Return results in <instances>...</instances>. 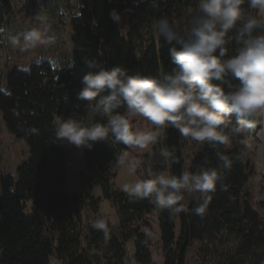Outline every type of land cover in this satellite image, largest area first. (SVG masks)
Wrapping results in <instances>:
<instances>
[{
    "label": "trees",
    "instance_id": "obj_1",
    "mask_svg": "<svg viewBox=\"0 0 264 264\" xmlns=\"http://www.w3.org/2000/svg\"><path fill=\"white\" fill-rule=\"evenodd\" d=\"M77 1L80 14L78 8L70 21L71 53L66 64L56 68L44 61L28 70L13 69L6 75L5 91L10 95L0 93L5 128L23 140L29 151L16 178L10 174L0 177V264H50L52 259L60 264H124L126 243L132 239L134 264H152L150 241L134 229L149 215L157 218L164 264H186L193 244L210 254L215 251L213 264H262L264 218L247 200L253 171L244 163V144L236 142L238 136L230 132L233 147L227 149L185 140L170 127L163 129L145 168L177 177L185 171L196 174L201 169H217L224 178L203 218L193 213L199 200L192 196L185 195L180 205L183 212L170 215L168 210H156L148 200L131 199L119 190L115 168L127 148L113 138L93 144L91 151L84 149L80 177L90 190L101 192L118 218L117 226L106 221L110 232L107 243L101 232L90 227L89 222L96 218L83 217L81 212L88 201L89 209L97 214L99 199L66 192L63 142L54 139L57 121L86 117L88 105L76 99L80 81L89 71L84 61L105 70L122 67L129 75L171 73L175 66L168 57L169 46L156 35L153 24L166 18L186 28L198 0H153L155 6L149 0ZM113 10L119 23L110 19ZM243 10L249 13L247 2ZM11 14V1L0 0V26L8 29ZM226 51L227 59L234 54L235 45H228ZM96 122L105 121L97 117ZM254 131L246 135L253 137ZM193 143L195 152L189 163L185 152ZM161 151L172 153L175 162L163 159ZM219 155L231 160L230 172H223ZM224 237L227 240L218 244Z\"/></svg>",
    "mask_w": 264,
    "mask_h": 264
},
{
    "label": "clouds",
    "instance_id": "obj_2",
    "mask_svg": "<svg viewBox=\"0 0 264 264\" xmlns=\"http://www.w3.org/2000/svg\"><path fill=\"white\" fill-rule=\"evenodd\" d=\"M245 2L249 13L243 10ZM33 19L35 26L16 33L0 26V44L22 54L54 46L56 37L45 7ZM110 19L120 22L115 10ZM153 29L169 46L172 72L129 75L122 67L105 70L84 61L89 71L80 81L76 99L88 105L86 117L56 124L55 141L91 151L93 144L106 143L111 137L125 148L145 152L156 144L159 130L170 127L185 140L227 147L229 132L241 136L264 128V0H198L186 28L162 18ZM232 44L234 54L226 59V48ZM0 93L8 94L3 88ZM97 117L105 122H96ZM135 118L150 128L135 129ZM160 155L175 162L170 152ZM218 159L223 172H230L231 160L224 155ZM126 170L135 174V162H129ZM223 178L217 169H201L196 174L185 171L177 177L148 168L144 178L125 185L123 192L134 200H148L156 210H168L170 215L184 211L180 205L185 195L198 196L193 213L203 218ZM89 223L107 243V222L99 218Z\"/></svg>",
    "mask_w": 264,
    "mask_h": 264
},
{
    "label": "rangeland",
    "instance_id": "obj_3",
    "mask_svg": "<svg viewBox=\"0 0 264 264\" xmlns=\"http://www.w3.org/2000/svg\"><path fill=\"white\" fill-rule=\"evenodd\" d=\"M12 4V14L8 19V30L13 33L27 30L36 25L33 17L37 14L39 8L45 7L49 17L51 33L56 37L54 46L37 49L32 53H19L0 44V88L6 87V75L13 69L28 70L32 64H39L47 61L52 66L60 68L66 64L71 53V27L70 21L72 15L77 13L80 6L77 0H10ZM61 9L63 11H61ZM126 22L128 16L126 17ZM125 22V23H126ZM59 123V121H57ZM135 129H147L150 126L146 121L139 118L132 120ZM262 127H257L253 137L244 134L238 136L236 142L244 144L246 151L243 154L244 163L252 169L253 177L248 186V204L260 217L264 218V170L261 168L260 150L263 141L258 132ZM161 130H159L158 137ZM157 137V138H158ZM195 143L191 144L185 152L187 161L190 163L192 155L195 152ZM232 142L229 139L227 149L232 148ZM154 145L149 146L145 152L134 149H128L123 153L119 163L115 168L116 187L123 191L125 185H131L137 180L144 178L145 168L148 167V160L153 155ZM63 152L65 156V190L68 194H89L99 199L98 212L93 213L86 202L85 209L81 212L83 217L88 215L96 219L103 218L112 226L118 225V218L115 209L109 201L101 196L99 190H90L85 178L80 177V172L84 170V149H77L63 142ZM29 159V151L23 140L18 139L8 133L2 120L0 112V177L3 174H10L16 178V171L24 162ZM135 162L137 171L135 174H129L127 164ZM196 201L198 196H192ZM140 233L144 234L150 241V252L152 264H164V254L160 242V232L157 218L155 215H149L134 226ZM178 233V230H177ZM227 239L222 238L219 243ZM227 244V243H226ZM219 248V247H218ZM211 254L197 249L193 244L189 250L186 264H213ZM50 264H60L51 260ZM124 264H134V239L126 243V258Z\"/></svg>",
    "mask_w": 264,
    "mask_h": 264
},
{
    "label": "bare ground",
    "instance_id": "obj_4",
    "mask_svg": "<svg viewBox=\"0 0 264 264\" xmlns=\"http://www.w3.org/2000/svg\"><path fill=\"white\" fill-rule=\"evenodd\" d=\"M259 137L261 138V140L263 141V145L262 148L260 150V162H261V168L264 170V128H262L259 132ZM264 264V261L263 263Z\"/></svg>",
    "mask_w": 264,
    "mask_h": 264
}]
</instances>
